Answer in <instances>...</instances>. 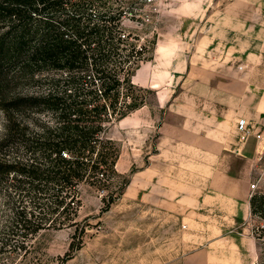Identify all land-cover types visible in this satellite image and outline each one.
<instances>
[{
	"label": "rangeland",
	"instance_id": "374dc122",
	"mask_svg": "<svg viewBox=\"0 0 264 264\" xmlns=\"http://www.w3.org/2000/svg\"><path fill=\"white\" fill-rule=\"evenodd\" d=\"M111 3L116 8L122 5L119 8L125 11L122 15L125 31L131 34L130 41H135L134 36L139 37L147 57L133 81L146 88L142 92L145 104L111 124L107 132L120 146L116 169L130 183L109 209H105L107 202L103 198L106 191L81 183L78 194L81 205L74 221L54 226L43 223L44 228L35 233V224L25 229L16 222V211L23 203L13 183L14 174L0 176V264H227L221 259L200 258L198 251L203 247L212 250L215 245L203 246L199 241L203 235H210L207 243H211L213 237L223 233L235 235L239 242L245 228L257 240V253L251 263L237 264H262L264 241L257 235L263 234L264 218L251 212L246 220H237L223 231L190 229L187 235L180 218L148 200L142 202L140 194L157 193L156 152L162 126L179 132V128L172 126L182 121L177 109L188 112L189 107L200 109L204 105L205 88L195 84L206 81L220 85L227 95L235 96L263 90L264 59L259 60L256 54L264 53V0H238V3L235 0H111ZM205 33L210 37L207 39L210 45L196 48ZM18 74L14 67L0 73V83L4 82L0 87L2 167L20 153L2 140L6 120L2 104L12 106L16 95L48 90L45 76H59L60 72L38 73L39 81L20 79ZM259 81L260 85L255 86ZM14 112L18 113L17 109ZM34 116L48 118L49 114L33 107L18 117L28 122ZM261 121L259 125L264 131V119ZM176 139L179 140V135ZM186 155L177 145L174 157L180 159ZM219 167L236 177L232 183L226 180L220 184L223 191L233 187V196L239 197L264 192V139L252 157L222 154ZM162 169L165 174L177 173L182 177L202 174L188 167H159L161 172ZM114 181L116 187L112 189L118 192L122 179ZM253 183L255 188L251 187ZM158 194L161 196L162 192ZM66 257L69 258L64 263Z\"/></svg>",
	"mask_w": 264,
	"mask_h": 264
},
{
	"label": "trees",
	"instance_id": "16d2710c",
	"mask_svg": "<svg viewBox=\"0 0 264 264\" xmlns=\"http://www.w3.org/2000/svg\"><path fill=\"white\" fill-rule=\"evenodd\" d=\"M119 7L111 0H0V70L14 67L20 79L34 81L43 71L60 72L45 76L48 90L2 104V140L21 154L0 166V176L14 174L23 203L16 222L25 229L35 224V233L43 223L74 221L81 183L106 191L105 209L130 183L116 169L120 146L107 132L145 104L146 88L132 78L147 57L138 36L130 41ZM33 107L49 117H18ZM117 178L122 183L114 192ZM250 206L264 218V192L253 194ZM262 232L257 238L264 241V226Z\"/></svg>",
	"mask_w": 264,
	"mask_h": 264
},
{
	"label": "crops",
	"instance_id": "0c3cea01",
	"mask_svg": "<svg viewBox=\"0 0 264 264\" xmlns=\"http://www.w3.org/2000/svg\"><path fill=\"white\" fill-rule=\"evenodd\" d=\"M236 2L238 3V0H235ZM208 38L210 39L205 33L196 48H200L201 45L208 47L210 45ZM158 50L159 48L156 49V53ZM256 56L259 60L264 59L263 52ZM135 77L136 74L133 76V81ZM145 85L147 84H142ZM195 85H203L205 88L207 95L204 105L200 109L189 107L188 112L180 107L177 109L182 115V121L172 126L179 128V132L170 131L168 127L162 126L156 152L155 191L157 193L153 195L142 191L140 194L142 202L148 200V203L180 218L187 235H190V229L223 231L230 225L233 226L237 220L247 219L251 213L250 197L233 196V187H227L225 191L219 188L226 180L228 183L236 180L233 174L219 167V158L229 152L246 158L252 157L261 145V140L256 134H262L264 139L263 128L259 125L262 123L261 119H264V83H262V91L240 96L227 95L220 85H211L206 81ZM254 85L259 86L260 81ZM241 119L246 120L251 132L246 140L241 139L243 134L239 128ZM178 135L179 140L176 139ZM177 145L181 151H186L187 155L184 158L174 157ZM159 167H188L202 174L198 176L188 174L187 177L177 173L168 175L163 169L161 172ZM198 182L207 184H193ZM164 183L171 184L163 186ZM131 184L129 187L132 186ZM208 187L211 189L207 190ZM159 192H162L161 196ZM218 216L226 219L225 222L218 220ZM248 230L245 228L244 233L239 237V242L235 240V235L222 233L220 237H213L212 242L207 243L210 235H203L199 241L201 245L215 246L212 250L203 247L197 253H200L198 254L200 258L206 261L212 257V259H221L227 264L251 263L257 253L258 245L255 236L247 232Z\"/></svg>",
	"mask_w": 264,
	"mask_h": 264
},
{
	"label": "built area",
	"instance_id": "2783aa9c",
	"mask_svg": "<svg viewBox=\"0 0 264 264\" xmlns=\"http://www.w3.org/2000/svg\"><path fill=\"white\" fill-rule=\"evenodd\" d=\"M147 1H148V0H147ZM149 1H152V0H149ZM239 128H240V129L242 130V132H243V134H242V136H241V139H242V140H246V139L249 137V135L251 134V132H250V129H248V127H247V124H246V120H245V119H241V120H240V122H239ZM256 137H257L258 139H260V140L263 139L262 134H256ZM251 187H252V188H255V187H256V184L253 183V184L251 185Z\"/></svg>",
	"mask_w": 264,
	"mask_h": 264
}]
</instances>
